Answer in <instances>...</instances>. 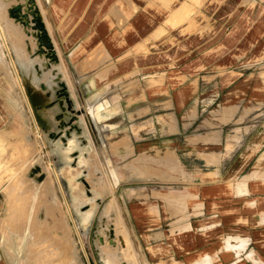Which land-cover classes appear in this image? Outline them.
Instances as JSON below:
<instances>
[{"label": "rangeland", "instance_id": "rangeland-1", "mask_svg": "<svg viewBox=\"0 0 264 264\" xmlns=\"http://www.w3.org/2000/svg\"><path fill=\"white\" fill-rule=\"evenodd\" d=\"M75 1L35 0L57 58L50 77L53 74L59 85L54 89L46 85L50 96L39 88L36 103L44 106L52 101L50 109L62 107L68 125L76 116L81 118L76 131L71 129L73 133L64 140L47 136L38 117L41 113L34 111L36 132L24 93L8 65L14 62L18 67L19 57L13 52L18 46L29 60L36 56L35 63L21 61L30 73L23 76L39 85L49 82L44 66L54 55L40 51L35 24L26 27L12 18L11 25H3L10 42H17H11L9 63L0 46L1 88L17 103L19 93L23 104L17 130H5L8 119L0 122V254L5 263L264 264L254 255L248 233L239 230L247 222L236 221L242 212L231 207L240 201L220 202L192 220L193 196L187 189L175 190L179 186L172 182L193 179L178 155H163L158 148L128 165L118 160L122 161L117 164L122 168L121 180L127 182L116 186V164L108 163L110 150L119 144L114 141L121 139L122 144L120 137L125 134L124 125L123 130L108 125L115 113L113 102L124 111L144 98V137H151V142L162 144L173 132L182 141L205 142L219 130L220 137L213 142L220 144H213V149L227 147L233 165L259 132L233 165L226 192L242 196L247 188L251 192L252 186L263 182L264 174L259 172L263 169L241 178L251 171L244 170L250 159V164H260L261 159L253 155L264 149V0L191 2L193 14L180 27L166 21L170 9L162 0H81L89 4L79 10L74 9ZM0 3L6 11L28 4L27 0ZM31 7L24 9L31 12ZM33 12L30 20H39ZM46 18L67 67L68 85L61 82L64 65ZM107 67V75L100 77L98 73ZM134 67L138 71L130 73ZM117 77L120 80L115 82ZM184 87L191 99L177 108ZM123 98L131 103L125 106ZM195 106L199 113L191 119L187 114ZM233 107L236 112L225 119ZM174 114L177 121L172 119ZM125 143H131L130 137ZM76 150L80 152L73 153ZM133 152L131 148L121 158ZM219 157L215 153L211 160ZM48 166L55 168L62 190ZM62 200L72 208L70 221L79 230L76 237ZM196 206L204 210V203Z\"/></svg>", "mask_w": 264, "mask_h": 264}, {"label": "crops", "instance_id": "crops-1", "mask_svg": "<svg viewBox=\"0 0 264 264\" xmlns=\"http://www.w3.org/2000/svg\"><path fill=\"white\" fill-rule=\"evenodd\" d=\"M162 1L164 2L165 6H167L170 9V15L167 17L166 21L169 23L171 22L173 27H180L193 14L191 13V11L194 10V4H192L191 2L195 4H199L202 0H182L180 1V3H178L175 6L171 5L173 0H162ZM88 4L89 3L82 2L81 0H76L74 9L75 10H79L82 8L85 9ZM47 25H48L50 34L52 36V39L54 41L55 47L57 49V50L55 49L57 51V55L59 54L58 57H60L63 62V57L61 55L59 46L56 43V40L54 39V36L52 34L51 25L48 22V20H47ZM11 42L12 44H14L17 41H11ZM13 52L14 54H16V56L19 57L20 61L17 62L18 67H16L15 63L13 62L14 64L13 66H10V69L11 71H13L12 73L15 75V78L21 88V91L23 92L22 88H24V90L26 88H29V90L26 89L28 100L27 102L26 101L25 102L28 103L27 106L30 109L31 121L38 124L37 118H36L37 116L34 114V111L35 113L36 112L41 113L42 116L41 117L39 116V118L41 119V126L44 127L43 131H47V136L54 137L55 141L58 140L59 138L61 140H64L66 137H68L71 134L70 133L72 132L71 129H73V132L76 131L78 120L81 118H78L79 116L78 117L76 116L74 118L73 124L68 125L67 124L68 121H67V118L65 116V113L62 107H59V109L56 108L55 110H53V108L50 109L49 106L52 101L44 106L37 105L36 103L37 90L39 88L40 89L43 88L44 90H47L46 95L50 96V90L47 89L46 85L51 86L50 87L51 89H54L57 86L59 87V85L55 83V77L53 76V74L51 75L52 77H50V72L52 73L53 68L56 67V60L52 59L51 61L48 62L46 66H44V69H47L49 71L48 75H45V79H48L49 82L48 83L41 82L39 85H37L36 83L33 84L31 82L30 76L28 77L23 76V75H30V73H27V71H25L26 67L22 64V61H21L24 58L23 60L26 59L27 61H29V63L30 62L35 63L36 56H29L33 58L32 60H29V58H26L24 57V55H21L22 52L20 51L19 46H18V49L14 48ZM105 52L107 53L106 56H110V54L107 51ZM50 53L52 54V52ZM110 64L112 66L114 65L113 63H110ZM63 65H64V62H63ZM34 68L39 69V67L36 64L34 65ZM63 68L65 72L63 73L62 71L61 76L65 79L66 75L64 76V74L68 75L67 73L68 71H67L66 65H64ZM109 69H110L109 67L102 69L98 73L99 76L102 78L105 77ZM137 71L138 69L134 67L129 72L135 73ZM20 72L22 74H18ZM51 78H53V80ZM114 80L115 82H117L120 80V77H117ZM64 81H66V84L68 85L67 79L61 80V82H64ZM138 81L141 82V78ZM20 84L22 85V87ZM31 84H33V86H31ZM1 86L2 85L0 84V98L2 99V102L0 103V122H3L6 119H8V125L5 130L12 129V131H15L17 130V127L20 126V123H21L20 114H21V107H23L21 97L18 93L19 103L14 102L13 101L15 100L14 98H11L9 95H7L6 97L5 91L3 90V87L1 88ZM130 98H123L125 106H128L131 103ZM190 99H191V96L189 95V91L187 90V88L184 87L182 92L176 99V107L181 108L185 106L186 103L190 101ZM24 100H25V95H24ZM59 104L61 105V102ZM113 104L115 107V113L113 114V116H111L108 122V125L109 127H111V129H119V130H123L122 125H124L123 132H125L124 136L120 137L123 140L122 141L123 145L119 142L121 139H116L114 142L119 143L117 146V149L115 148L117 152L115 151V149H111L110 150L111 152H109L108 163L116 164L115 167L118 171V176H119L118 181L117 182L114 181V185L115 186L119 184L122 185L123 183L127 182V181L121 180L123 175H121L120 171L122 168H120V166H117V164H119L122 161H126V163H124L125 165L131 164L132 162L135 161V158H137L139 155L150 154L148 152H153V150L155 151L158 148L160 151L164 153L163 155H167V153L178 155V157L180 158L184 166V169L186 170L188 174L193 175L192 176L193 179L190 180L189 182L184 181L182 179L172 180V182H174L177 186H179L178 189H175V190L187 189L189 194L193 196L192 198H190L191 209H192V212H190V215H192V220L193 221L196 220L199 217L197 214L202 211L211 212L213 210L212 206L215 204H219L220 202L222 204L223 202H226V201L227 202L240 201L239 203H236L237 205L235 204L233 205V207H231L233 209L237 208L238 211L242 212L240 215L241 217L239 215L235 216V218L237 219L236 221H239V219H241L247 222V226H245L244 224L239 225V226H242L241 229L239 230L241 232L248 233L249 235L248 238L250 239V244L252 245L251 248H252V251L254 252V255H256L260 261L264 262V177L261 179L263 180V182L252 186L254 190L250 192V188H247L248 190L247 194H243L242 196H232L230 192H226V188L228 186L226 181L227 179L229 180V175L231 173L233 165L235 164L239 156L244 152L245 148L248 147L250 142L256 137V135L259 132L247 143V145L242 150V152L239 154V156L237 157L233 165L232 164L229 165L230 156L228 155V151H229L228 148L215 146L216 149L219 148L220 150L213 149L214 148L213 144L215 145L220 144V142H213L214 141L213 139L215 137L216 138L220 137L219 130L214 132L212 136H209L207 138L208 140H205V142L203 141H200V142L182 141L181 136H178L179 133L173 132V133L167 134V138L162 141V144H160L159 141H158L159 143L157 142L155 143L154 141L153 142L150 141L151 137L149 136L144 137V98H142L141 101L136 103L134 107H130V108L126 107L124 111H121L118 108V106L120 105L119 102L114 101ZM172 105H175V104H172ZM102 106L103 105L101 104L100 107ZM176 107L174 106V107H169V108L175 109ZM236 110H237V107L231 108L230 111L227 113V116H225V119H228V118L230 119V117L236 112ZM198 113H199L198 108L195 106L194 108L191 109L190 113L187 114V116L193 119L198 116ZM76 115L78 114L76 113ZM11 116H12V119H11ZM174 118L177 121V117L175 114L172 115V119ZM50 119H53L56 122V124L54 123L55 125H52L50 122ZM149 119L150 120L153 119V116L146 119L145 122H147V120ZM152 123L155 125V120H152ZM74 126L75 128H73ZM1 134H4V133L1 132ZM127 136L130 137L131 139L130 144L125 143V138H127ZM245 136H247V134ZM76 137H78V135ZM232 142H236V141H232ZM78 147L82 148L80 147V145H78ZM131 148L134 150V152L129 154L126 159L121 158V154H127V152ZM80 150H76L73 153L77 152L75 154H78ZM263 150H264L263 148H260L253 155V158H257L258 156V159H261L259 162L260 164H250L251 162V159H250L249 162L244 166V170H246L247 168H250L249 170L251 171L249 172V174L248 173L244 174L241 178V181L245 179L246 176L254 175V173L258 170H262V169L264 170V151ZM215 153L220 154V157L218 160L212 161L211 159ZM105 158L107 159L106 154H105ZM118 160H122V161L118 162ZM124 168L133 172L127 166H125ZM259 172L260 174H264V171H259ZM166 181L169 182L170 180H166ZM183 183H186V184H183ZM190 189L192 190V192L189 191ZM224 193H226L227 196H224ZM200 202L204 203V210L196 206ZM229 224H232V223H229ZM140 227L144 233V228L142 226ZM0 264H6L1 254H0Z\"/></svg>", "mask_w": 264, "mask_h": 264}, {"label": "bare ground", "instance_id": "bare-ground-1", "mask_svg": "<svg viewBox=\"0 0 264 264\" xmlns=\"http://www.w3.org/2000/svg\"><path fill=\"white\" fill-rule=\"evenodd\" d=\"M27 3L28 4H22V10H21V12H23V13H28V15L30 14L27 10H25L24 8H26L28 5H35L36 4V2H32L31 0H27ZM35 3V4H34ZM16 7V8H15ZM18 5L17 6H14V10H17L18 8ZM4 8H2V6H1V3H0V46H1V49L2 50H4V53H5V60L8 58V63H9V61L11 60V58L13 57H11V50H13L12 49V44H11V42H10V40H9V38L7 37V31L5 30V26H3L4 25V22L8 25H11V23H13L12 22V18L13 19H16L15 17H13L11 14H10V10L9 11H6V10H3ZM11 9H13V7L11 8ZM37 13V12H36ZM37 15H38V13H37ZM36 15V16H37ZM39 16V17H38ZM37 16V19L39 18V20H37V22L35 23V22H33V21H31L30 20V18L28 17V18H22V19H16L17 21H19L20 23H22L24 26H26V27H30L31 26V23H33V24H35L34 26H32L34 29H36V30H38V34H37V37H38V39H39V42L41 43V47H40V51L41 52H43V53H46V52H48V51H50V52H52V55H54V58H55V60H57V58H56V54H55V51L52 49V44H51V40H50V37H49V35L47 34V31H46V28H45V26H44V24H43V21H42V18H41V15H40V12H39V15ZM8 20V21H7ZM26 21H29V25H27L26 24ZM39 21V22H38ZM38 24H39V26H38ZM37 26L39 27V28H37ZM41 28V29H40ZM43 47H45L47 50H45ZM3 58V57H2ZM11 62V61H10ZM13 62V61H12ZM7 63V62H6ZM13 64L14 63H9L8 65L9 66H13ZM15 67V66H14ZM13 67V68H14ZM26 67V66H25ZM15 69H17V68H15ZM11 72H13V71H11ZM17 73V72H16ZM19 74V73H18ZM15 76V75H14ZM20 76V75H19ZM15 78V77H14ZM19 78V77H18ZM21 79V78H20ZM19 80V79H18ZM20 82V81H19ZM22 83V82H21ZM21 85V84H20ZM21 87H22V85H21ZM24 87V86H23ZM23 89V93H24V95H25V101L27 102V97H26V92H25V90H24V88H22ZM26 104H28V103H26ZM28 107V106H27ZM29 109V108H28ZM30 110V109H29ZM30 113V112H29ZM34 123V122H33ZM34 125H36V129H37V131L36 132H39V128H38V125L35 123ZM39 135V134H38ZM49 168H50V166H48ZM51 174H53V179L55 180V182H56V184L58 185V187H59V190L61 189L62 190V187H61V184H60V180H59V178H58V176H57V172L55 171V168L52 166L51 168ZM49 169V170H50ZM62 202L63 203H61V204H63L64 205V207H65V213H66V218H67V221H69V224H70V226H71V228H72V231H73V234H74V236L76 237V234H79V230H78V227H77V225H72V223H71V221H70V217H71V215H72V213H71V210H70V208L71 207H69V204L67 203V202H65V201H63L62 200ZM72 209V208H71ZM72 219V218H71ZM69 226V225H68ZM70 232H71V229H70ZM78 239V238H77ZM81 240V239H80ZM78 241H79V239H78ZM76 242H77V240H76ZM76 244V243H75Z\"/></svg>", "mask_w": 264, "mask_h": 264}, {"label": "water", "instance_id": "water-1", "mask_svg": "<svg viewBox=\"0 0 264 264\" xmlns=\"http://www.w3.org/2000/svg\"><path fill=\"white\" fill-rule=\"evenodd\" d=\"M32 2H35V0H31ZM35 4V3H34ZM16 8V7H15ZM18 9L17 10H14V7H13V9H10V14L13 16V17H15L16 19H22V18H28L29 17V15H28V13H23V12H21V10H22V5H18V7H17ZM32 8H34L33 10H32ZM31 12H29V13H31L33 16H34V12L33 11H35V12H37L38 13V15H39V10H38V7H37V5L35 4L33 7H31ZM33 22H37V20L35 19V17H33ZM26 24L27 25H29V21H26ZM37 28H39L38 26H37ZM41 29V28H40ZM39 117V116H38Z\"/></svg>", "mask_w": 264, "mask_h": 264}, {"label": "built area", "instance_id": "built-area-1", "mask_svg": "<svg viewBox=\"0 0 264 264\" xmlns=\"http://www.w3.org/2000/svg\"><path fill=\"white\" fill-rule=\"evenodd\" d=\"M3 213L2 207L0 206V215Z\"/></svg>", "mask_w": 264, "mask_h": 264}]
</instances>
